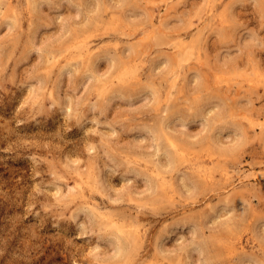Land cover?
Segmentation results:
<instances>
[{
    "label": "clouds",
    "instance_id": "clouds-1",
    "mask_svg": "<svg viewBox=\"0 0 264 264\" xmlns=\"http://www.w3.org/2000/svg\"><path fill=\"white\" fill-rule=\"evenodd\" d=\"M0 264H264V0H0Z\"/></svg>",
    "mask_w": 264,
    "mask_h": 264
}]
</instances>
